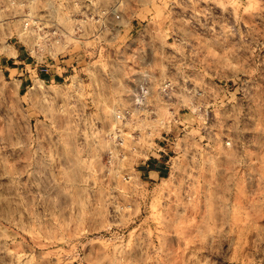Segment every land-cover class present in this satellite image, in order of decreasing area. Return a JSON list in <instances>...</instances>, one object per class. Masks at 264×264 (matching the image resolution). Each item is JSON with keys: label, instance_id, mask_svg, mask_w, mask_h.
<instances>
[{"label": "rangeland", "instance_id": "rangeland-1", "mask_svg": "<svg viewBox=\"0 0 264 264\" xmlns=\"http://www.w3.org/2000/svg\"><path fill=\"white\" fill-rule=\"evenodd\" d=\"M0 264H264V0H0Z\"/></svg>", "mask_w": 264, "mask_h": 264}, {"label": "bare ground", "instance_id": "bare-ground-1", "mask_svg": "<svg viewBox=\"0 0 264 264\" xmlns=\"http://www.w3.org/2000/svg\"><path fill=\"white\" fill-rule=\"evenodd\" d=\"M23 19L27 22H32L33 20H35V18L30 14L23 16Z\"/></svg>", "mask_w": 264, "mask_h": 264}, {"label": "crops", "instance_id": "crops-1", "mask_svg": "<svg viewBox=\"0 0 264 264\" xmlns=\"http://www.w3.org/2000/svg\"><path fill=\"white\" fill-rule=\"evenodd\" d=\"M154 172H155V171H154L153 169H151V168L148 170V174H150V173H154Z\"/></svg>", "mask_w": 264, "mask_h": 264}]
</instances>
